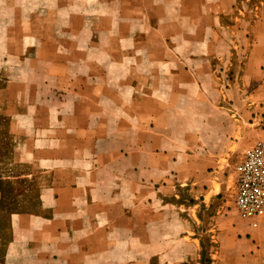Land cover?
Wrapping results in <instances>:
<instances>
[{
  "label": "crops",
  "instance_id": "obj_1",
  "mask_svg": "<svg viewBox=\"0 0 264 264\" xmlns=\"http://www.w3.org/2000/svg\"><path fill=\"white\" fill-rule=\"evenodd\" d=\"M263 67L264 0H0V264H201L177 190L210 210L212 170L264 140L240 85ZM8 182L39 206L5 227ZM230 234L212 264H264V227Z\"/></svg>",
  "mask_w": 264,
  "mask_h": 264
},
{
  "label": "rangeland",
  "instance_id": "obj_2",
  "mask_svg": "<svg viewBox=\"0 0 264 264\" xmlns=\"http://www.w3.org/2000/svg\"><path fill=\"white\" fill-rule=\"evenodd\" d=\"M242 85L241 90L246 92V95H250L251 93H257L260 98L259 104L260 107H264V104L261 103L264 99V67L263 72L260 75L259 79L255 83H241ZM246 97V96H245ZM249 101H245V107L249 105ZM261 110V109H260ZM255 117L259 116L257 121L252 119H246L248 123L255 124L253 127L249 124L244 122V126L247 128L245 130L247 139L243 138L244 145L247 144V140L253 139L250 138L251 134H254L255 131H259L262 133L264 131V114L262 111ZM257 135V132L255 133ZM245 136V135H244ZM253 137V136H251ZM255 138H258L257 136ZM263 140V139H261ZM259 140V141H261ZM233 150V149H232ZM231 156H226V159L222 161L217 168L212 171L215 173L212 176V181L210 187L206 189L209 191L208 200L210 202V210L206 211L203 207L204 199L198 196H195V202L198 205L200 213L204 215V223L202 220L201 224H196V233L204 240L206 243L205 251L207 255H213L217 252V248L219 247L220 243L226 240L227 237L231 236L230 232L232 228H238L239 237L243 238L244 240H250L252 236L258 230H252L249 221H242L239 219L235 207V166L239 162L242 154L245 152L244 150L234 149ZM239 151V152H238ZM17 172H28L26 168H20ZM191 188L188 187H181L177 190V195L180 196L181 201L184 204H187L189 200H191V196L193 193L190 191ZM206 208V207H205ZM205 211V212H204ZM264 227V223L261 224L260 229ZM204 229V232H203ZM242 252H248L245 247H243ZM252 252V250H250ZM253 252H256L255 249Z\"/></svg>",
  "mask_w": 264,
  "mask_h": 264
},
{
  "label": "built area",
  "instance_id": "obj_3",
  "mask_svg": "<svg viewBox=\"0 0 264 264\" xmlns=\"http://www.w3.org/2000/svg\"><path fill=\"white\" fill-rule=\"evenodd\" d=\"M234 174L237 215L258 230L264 223V140L245 150Z\"/></svg>",
  "mask_w": 264,
  "mask_h": 264
},
{
  "label": "trees",
  "instance_id": "obj_4",
  "mask_svg": "<svg viewBox=\"0 0 264 264\" xmlns=\"http://www.w3.org/2000/svg\"><path fill=\"white\" fill-rule=\"evenodd\" d=\"M4 120V124L7 125V121L5 119ZM6 135L4 137H2V140H4L6 143H8L10 145V139L7 135V131L4 132ZM8 138V140L5 138ZM19 171L20 168H23L22 166H17L16 167ZM26 173V172H25ZM17 174H24L22 172H17ZM22 184L25 183V181H22L21 182ZM2 188V186H1ZM3 189H5V194L7 192V197L4 195V191H3V198H2V201H1V210L3 212V215H2V218H1V222H2V225H4L6 227L7 225V221L10 217V215L13 213V212H16V211H20V212H26V211H36L38 209V206H39V202L37 200V196L35 194L34 197H31L29 199V201H26V198H22L19 197V195L21 194V191L23 189L21 188H17V192L14 194V189H13V186L11 185L10 182L6 183V186L3 187ZM25 200V201H24ZM181 201V199H180ZM182 202V201H181ZM190 203L192 204H196L195 200H190ZM6 232V230H5ZM9 239V235L8 233L6 232L4 236H1V240L2 242L5 244L6 241ZM205 246H206V243L204 242V240L202 241V248H201V255H202V259H201V264H212V259H211V256L212 255H207L206 254V251H205ZM2 250H3V247H1L0 249V254H2Z\"/></svg>",
  "mask_w": 264,
  "mask_h": 264
}]
</instances>
